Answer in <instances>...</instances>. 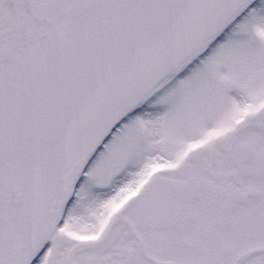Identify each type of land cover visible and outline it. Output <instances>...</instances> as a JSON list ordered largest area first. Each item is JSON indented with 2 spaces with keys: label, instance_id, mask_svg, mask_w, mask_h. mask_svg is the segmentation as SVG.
<instances>
[{
  "label": "snow or ice",
  "instance_id": "snow-or-ice-1",
  "mask_svg": "<svg viewBox=\"0 0 264 264\" xmlns=\"http://www.w3.org/2000/svg\"><path fill=\"white\" fill-rule=\"evenodd\" d=\"M0 264H264V0H0Z\"/></svg>",
  "mask_w": 264,
  "mask_h": 264
}]
</instances>
